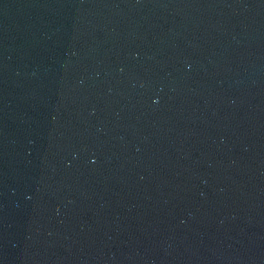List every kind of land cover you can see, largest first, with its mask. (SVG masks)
I'll return each mask as SVG.
<instances>
[{"label":"water","instance_id":"95a60500","mask_svg":"<svg viewBox=\"0 0 264 264\" xmlns=\"http://www.w3.org/2000/svg\"><path fill=\"white\" fill-rule=\"evenodd\" d=\"M0 220L48 264H264V0H0Z\"/></svg>","mask_w":264,"mask_h":264}]
</instances>
